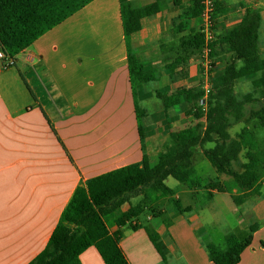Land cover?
I'll use <instances>...</instances> for the list:
<instances>
[{"label":"crops","instance_id":"crops-1","mask_svg":"<svg viewBox=\"0 0 264 264\" xmlns=\"http://www.w3.org/2000/svg\"><path fill=\"white\" fill-rule=\"evenodd\" d=\"M196 1L128 0L132 8L159 5L157 12L140 19V28L130 36L132 53L144 70L155 75V80L136 85L135 97L128 79L118 0H92L16 54L13 65L3 68L0 59V264L30 262L45 247L76 186L86 179L138 163L142 151L153 162L170 145L171 133L205 124L192 113L199 104L197 51L189 54L185 48L198 31V17L193 16ZM215 6L217 84L231 56L220 39L251 7L259 14L257 49L264 59V0H215ZM0 51L6 53L1 47ZM177 59L181 61L169 68ZM235 64L239 67L241 61ZM257 76L235 80L234 91L250 92ZM180 89L188 90L191 98L180 94L178 103L165 109L157 92ZM134 99L143 113V144ZM194 148L202 153L204 147ZM219 175L216 186L231 181ZM211 189L184 191L190 196L184 203L172 191L169 198H177L179 214L167 225L154 221L146 226L135 217L121 226L118 244L128 263L213 264L205 242L215 243L212 234L220 231L216 230L217 214L224 208L236 221L225 236L232 233L243 239L251 225L263 224L252 232L251 244L237 263L255 264L256 254L249 248L258 249L264 241V195L259 194L255 204L247 201L241 207L232 198L233 203L225 200V194L238 193L235 188L214 195ZM124 206L122 212L128 204ZM162 214L163 210L158 216ZM147 220L151 222L152 217ZM239 233L245 234L240 237ZM79 264L104 262L96 248L89 246L79 254Z\"/></svg>","mask_w":264,"mask_h":264},{"label":"trees","instance_id":"trees-1","mask_svg":"<svg viewBox=\"0 0 264 264\" xmlns=\"http://www.w3.org/2000/svg\"><path fill=\"white\" fill-rule=\"evenodd\" d=\"M90 1L92 0H0V47L14 57ZM118 1L128 79L135 97L136 85L155 80V75L153 71L144 70L132 53L130 36L140 28V19L157 12L159 5L151 3L141 8H132L128 0ZM193 16L198 17L197 1ZM258 24V11L251 7L246 10L236 27L222 35L220 42L227 45L231 56L227 59L209 99L205 124L196 123L182 132L171 133L170 145L165 151L157 153L153 162L142 151L140 162L88 178L76 186L45 247L27 264H79V254L89 246L96 248L104 264H129L118 244L120 227L137 217L145 205V202H139L143 204L132 206L129 200L142 194L144 201H148L146 190L171 195V188L164 183L169 176L184 184L192 194L199 188H203L205 193L211 188L218 191L235 188L238 193L231 194V198L236 205L242 204L249 194L259 191V179L264 169V147L258 146L250 129L257 125L264 128V59H260L258 55ZM216 43L215 40L213 48ZM200 45L201 36L197 32L185 44V48L192 54L198 51ZM237 60L241 61L239 67L235 64ZM180 61L181 59L175 60L169 68L173 69ZM253 73H258V76L251 81L252 90L237 96L234 81ZM180 94L191 98L188 90L180 89L170 94L157 92L165 109L176 105ZM134 108L140 143L143 144V113L138 109L135 99ZM192 113L198 117V107ZM238 121H243L245 125L235 137H231L227 129ZM206 142L213 146L202 148L203 156L209 160L217 174L231 178V181L223 183L221 187L214 182L203 185L192 165V148L201 147ZM241 153L243 156L240 158ZM208 197H211L210 193ZM125 203L128 204L127 209L119 217H115V223L109 225L107 218ZM129 226L133 229L137 227L134 224ZM256 226L251 225L249 231L252 233ZM251 240V234L239 239L229 233L225 236V250L209 241L205 245L213 264H237L242 251L249 247ZM162 258L164 260L163 255Z\"/></svg>","mask_w":264,"mask_h":264},{"label":"rangeland","instance_id":"rangeland-1","mask_svg":"<svg viewBox=\"0 0 264 264\" xmlns=\"http://www.w3.org/2000/svg\"><path fill=\"white\" fill-rule=\"evenodd\" d=\"M215 17L217 14V8L215 7V11H214ZM216 27V25H215ZM216 40V31H215V39L213 41V44ZM214 49V48H213ZM227 61V60H226ZM212 63H213V75L214 73V68H215V62H214V57L212 58ZM214 85L216 86L217 84H215V75H214ZM237 90H235V94L237 96H240L239 94H237L236 92ZM242 95V94H241ZM250 127L252 126L251 123ZM244 125L243 121H238L237 123L233 124L232 126H230L228 128V133L231 137H235L236 133L239 132L240 128ZM253 131L254 137H255V141L257 142L258 146L260 148L264 147V128L261 126H256L253 128H250ZM212 143L210 142H206L203 147L204 148H210L212 147ZM194 151V155H193V159H192V165L197 173V175L202 179V184L203 185H207L210 182H214L216 179V176L219 175L215 172L214 168L212 167L211 163L209 162V160H207L202 153H200V151L198 149L193 148ZM243 156L242 154H240V157ZM263 170V174H264V169ZM224 175H219L218 178H224ZM164 183L171 188V190L177 194L180 198V203H184L186 200L190 199V196L187 192L188 188L178 182L177 180L173 179L172 177H167L164 181ZM260 184V189L256 194H249L248 195V199L246 201H244L241 205V207H244V205H246L247 201H253L255 204L257 202V197L258 195H264V176H262V183ZM147 200L144 201V196L142 194L136 195L134 197H131L129 200V204L130 205H136V204H143V203H139V202H145V205L142 208L141 213L136 217L138 221H140L141 223L145 224L146 226H148V224L154 222V221H158L159 223H164V224H168L169 222H171L175 216H177L179 214V212L176 211V202L177 198H169V196H165L163 193L159 192V191H151L148 190L147 192ZM220 195V194H219ZM259 195V196H260ZM202 194H199V198L198 202L202 201ZM176 199V200H174ZM225 200L228 203H233L231 200V197L229 196V194H225ZM125 205H127V203H125ZM250 206V204L248 206H246L244 208V210L246 211L247 208ZM126 206L121 205L119 209H117L114 214L112 216H109L107 218L108 224H113L115 223V217H119V215L122 213V211L124 210ZM163 210V214L162 216H158V214ZM243 208H240V214L242 215L243 213ZM147 217H152V221L149 222L147 220ZM217 220H218V224L216 226V230H220L219 232H216L215 234H212L213 238L215 239V243L214 245L217 246L220 249H225V234H226V230L228 227L232 228L235 224L236 221L233 217L232 214H230L226 209L222 208L221 211L217 214ZM262 223L257 224L258 226H262ZM256 227V228H257ZM231 230V229H230ZM241 232V231H240ZM229 234V233H228ZM240 237H242L245 233H239ZM248 234L252 233L249 231ZM247 234V235H248ZM246 235V236H247ZM224 236V237H223ZM245 236V237H246ZM204 239H207L206 236H203ZM244 238V237H243ZM223 239V240H220ZM263 243V244H262ZM258 249L250 246L249 248V252H253L255 253V264H264V241H260V243L257 246Z\"/></svg>","mask_w":264,"mask_h":264},{"label":"built area","instance_id":"built-area-1","mask_svg":"<svg viewBox=\"0 0 264 264\" xmlns=\"http://www.w3.org/2000/svg\"><path fill=\"white\" fill-rule=\"evenodd\" d=\"M198 3V33L201 36V45L197 51V63L199 69V88L197 92L199 118L205 122L208 112L209 99L214 92L213 75V41L215 39V0H197ZM2 67L13 65V57L0 51ZM218 192L216 188L211 189V194Z\"/></svg>","mask_w":264,"mask_h":264}]
</instances>
